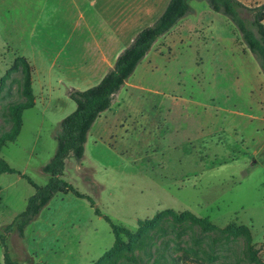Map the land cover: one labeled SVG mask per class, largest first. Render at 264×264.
Returning a JSON list of instances; mask_svg holds the SVG:
<instances>
[{
	"label": "rangeland",
	"instance_id": "obj_1",
	"mask_svg": "<svg viewBox=\"0 0 264 264\" xmlns=\"http://www.w3.org/2000/svg\"><path fill=\"white\" fill-rule=\"evenodd\" d=\"M120 1L0 0V140L14 127L11 106H33L16 142L0 150L16 171L0 174V233L35 194L29 179L49 182L44 167L57 151L60 123L76 110L70 94L97 85L113 67L100 39ZM153 1L154 15L135 29L153 24L169 0H123L126 22ZM191 7L127 81L108 124L97 119L84 159L66 160L62 179L94 206L56 194L23 237L16 229L7 235L15 264H97L115 243L106 218L136 232L140 220L167 210L214 227L166 223L133 257L112 264H264V74L227 17L206 1ZM4 252L0 244V264Z\"/></svg>",
	"mask_w": 264,
	"mask_h": 264
},
{
	"label": "trees",
	"instance_id": "obj_2",
	"mask_svg": "<svg viewBox=\"0 0 264 264\" xmlns=\"http://www.w3.org/2000/svg\"><path fill=\"white\" fill-rule=\"evenodd\" d=\"M192 1H206L213 12L224 15L237 27L264 74V4L250 8L239 0H170L162 15L151 26L136 35L132 43L118 56L113 68L97 85L85 91L75 90L70 94V98L76 103V110L60 123L61 130L56 137L57 151L50 163L44 167V172L50 176L49 182L40 187L29 179L36 188L35 194L28 199L26 210L11 225L5 227L4 233H0V244L5 249V264H15L8 253L7 235L16 229L19 236L23 237L25 228L39 216L56 194L71 192L79 198L88 199L94 206V202L89 197L81 194L62 179L66 160L70 157H74L78 162L84 159L89 132L97 119L112 107L118 93L133 76L158 39L171 32L182 19L193 13ZM247 15H250V18ZM24 91L28 94L32 91L31 72L28 68L24 77ZM32 107L30 103L11 106L14 127L11 134L0 140V150L7 143L16 142L22 129L23 113ZM5 173L12 174L16 171L0 156V174ZM96 213L101 216L99 210H96ZM106 220L111 225L115 243L97 264H112L122 258L133 257L139 248L154 238L156 232L165 229L166 223L178 226L191 222L199 225L203 230L214 227L208 219L198 218L189 212L176 213L172 210L158 213L151 220H140L136 232L114 224L109 218ZM123 237L127 238V241ZM249 244H251L250 236Z\"/></svg>",
	"mask_w": 264,
	"mask_h": 264
},
{
	"label": "crops",
	"instance_id": "obj_3",
	"mask_svg": "<svg viewBox=\"0 0 264 264\" xmlns=\"http://www.w3.org/2000/svg\"><path fill=\"white\" fill-rule=\"evenodd\" d=\"M120 3L121 4L118 6V9L116 11L115 17H113L112 19L110 18V19L105 20V25L103 26V28L105 29V36H104V38H102L103 40L100 39L101 52L103 54L111 56V58L113 57L114 64H115L118 56L121 54V52L132 43V41L136 37V35L141 30H143L144 28L149 27V26L152 25V24H150V25H147L145 27H142V28H139V29H135V25H138L141 22H146L147 20H149V18L154 15V9H155V2L154 1L151 4L150 3L147 4V7L144 9L143 14L141 12L143 10L140 11V7H139V9L137 10L136 13H130L131 14L130 15L131 20L127 21V22H131L132 23V25H130V24H127L126 20L124 19L125 13L123 11V0H121ZM79 19L80 20H84V21L86 20L85 18L82 19L81 15H80ZM125 22H126V24H125ZM89 23H90V21L86 22V26L88 27V33L86 34L84 32L83 34H86L89 37H91L92 36V26H90ZM114 24H115V27H113ZM109 26H112V27H109ZM128 39H129V41L127 43V46L125 47V45H124L125 41L128 40ZM85 47H86V43H85ZM148 57H150V56H148ZM106 65H107V63H103V67L106 66ZM111 68H113V67H111ZM103 77H102V79H103ZM128 84H129V82L126 84L125 87H130V86H128ZM135 86L136 85L134 83V85L131 86V88H135ZM119 93H118V95L116 96V98L114 100L115 102H114L113 106L109 110L104 112L102 114V116H100L99 119H98V121H104V122L106 121L104 126L108 124V119H109V116L111 115V113H113V109L115 108L114 106H120L119 103H118V99L120 98V94ZM104 126H103V128H104ZM86 146H87V144H86Z\"/></svg>",
	"mask_w": 264,
	"mask_h": 264
}]
</instances>
